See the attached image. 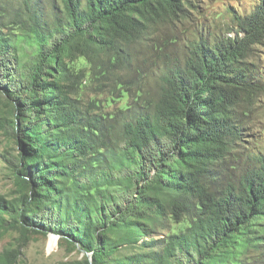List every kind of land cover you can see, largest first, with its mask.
<instances>
[{
    "label": "trees",
    "instance_id": "trees-1",
    "mask_svg": "<svg viewBox=\"0 0 264 264\" xmlns=\"http://www.w3.org/2000/svg\"><path fill=\"white\" fill-rule=\"evenodd\" d=\"M188 3L59 0L52 17L30 0L0 9V103L12 115L0 130L14 141L3 157L19 185L13 199L0 193V234H19L0 264H18L31 236L50 233L91 254L82 264H109L135 244L147 252L110 264H264V153L223 182L243 117L264 95L252 60L264 0L235 15L236 36L201 38L178 58L155 37ZM144 44L155 55L140 62ZM78 59L129 103L113 113L84 103ZM164 216L188 225L156 250L142 237Z\"/></svg>",
    "mask_w": 264,
    "mask_h": 264
},
{
    "label": "rangeland",
    "instance_id": "rangeland-1",
    "mask_svg": "<svg viewBox=\"0 0 264 264\" xmlns=\"http://www.w3.org/2000/svg\"><path fill=\"white\" fill-rule=\"evenodd\" d=\"M32 4H40L43 15L52 17L54 12L52 4L59 0H30ZM260 0H189L184 11V18L180 19L175 25H166L160 30V34L155 37L160 41L165 51L174 57L183 58L189 43L198 41L201 38L213 39L219 36H236L237 26L235 15H244L253 10ZM24 0H0V9L4 4H10L11 14L15 13L23 4ZM177 38V40H176ZM151 43H153L151 41ZM136 59L142 62L144 59L154 57L152 49L146 44L137 47ZM28 51V50H27ZM252 60L258 68L264 72V43L255 47ZM72 66L76 70L84 71L86 74L80 88V98L84 103L96 102L100 111L113 113L118 111L125 104L129 103L131 95L125 94L123 89L109 87L108 84L99 83L91 78L90 65L85 59H78ZM264 77V75H263ZM264 82V78H263ZM123 96V97H122ZM122 97V98H121ZM10 109L5 108L0 103V120L3 122L11 120ZM244 142L237 145L231 158L228 161L226 172L223 173V182L228 179H235L246 167L249 160L257 152L264 153V95L259 98L252 112L245 117ZM14 141L10 136L0 130V193L8 199H13L19 192L18 181L14 177L13 170L4 160L7 152H12ZM128 183L127 180L123 182ZM187 223L176 224L169 216L161 217L152 223H146L147 235L143 240L157 243L156 250L163 248L161 242L174 233H179L187 227ZM19 234L16 231H8L0 234V254L5 250L18 248ZM139 244L121 245L117 248L115 255L109 256L104 260L106 263L115 261L126 256L145 253ZM254 255V254H253ZM256 260L261 256L264 260V253L255 254ZM91 259V254H85L78 248H73L66 242L59 240V237L50 234L33 235L28 243L21 249V256L18 264H82L86 258Z\"/></svg>",
    "mask_w": 264,
    "mask_h": 264
},
{
    "label": "water",
    "instance_id": "water-1",
    "mask_svg": "<svg viewBox=\"0 0 264 264\" xmlns=\"http://www.w3.org/2000/svg\"><path fill=\"white\" fill-rule=\"evenodd\" d=\"M50 235H51V236H54V237H59V236H57V235H55V234H53V233H50Z\"/></svg>",
    "mask_w": 264,
    "mask_h": 264
}]
</instances>
